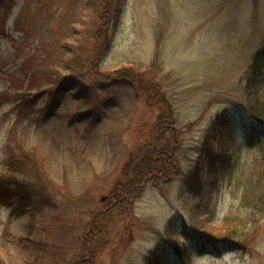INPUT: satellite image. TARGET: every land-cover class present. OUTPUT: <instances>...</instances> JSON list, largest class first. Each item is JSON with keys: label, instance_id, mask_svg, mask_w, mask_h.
Returning a JSON list of instances; mask_svg holds the SVG:
<instances>
[{"label": "rangeland", "instance_id": "obj_1", "mask_svg": "<svg viewBox=\"0 0 264 264\" xmlns=\"http://www.w3.org/2000/svg\"><path fill=\"white\" fill-rule=\"evenodd\" d=\"M258 50L264 0H0V179L36 191L18 207L0 184V264H146L159 246L168 264H264L263 133L240 126L264 96V75L249 85ZM223 110L233 130L213 124ZM203 146H237L239 164L219 179ZM232 218L250 233L241 249L186 235Z\"/></svg>", "mask_w": 264, "mask_h": 264}, {"label": "trees", "instance_id": "obj_2", "mask_svg": "<svg viewBox=\"0 0 264 264\" xmlns=\"http://www.w3.org/2000/svg\"><path fill=\"white\" fill-rule=\"evenodd\" d=\"M262 75H264V51L262 50H258L255 54V56L252 59V63L250 65V70H249V85L253 86L254 81L258 80L259 77H261ZM254 96L253 98L250 97L251 101H249V105L247 108L248 111V117L246 118V120H241L240 121V126L242 128V131L244 133V135L251 139L250 136L252 137V130H254L255 128H258L262 131L263 133V137L259 140L256 141V145L259 146H264V96H262L263 98H259L258 92L257 90L254 88ZM261 97V96H260ZM51 102L53 101V104H55V101L53 100V96H50L49 99ZM169 121V119H168ZM236 121V115H234L231 110H223L220 113H218L215 117V120L213 121V124L216 125V123H222V124H227L230 126L231 130L234 129L235 127V123ZM173 123V119L168 123V125L165 126L164 129L166 132L169 131L170 132V136L171 139L174 137L175 135V126L172 124ZM235 123V124H234ZM162 128V127H161ZM166 136V134H165ZM167 137V136H166ZM165 138V137H164ZM163 138V139H164ZM163 139H160L161 141ZM171 139H167V142H165L166 140L164 139V142L162 143L164 146L163 148H161L159 150V158L161 154H163L164 156H170V158H172L174 156L173 153H171L172 151H170L169 149V142ZM205 145L207 143L204 142ZM235 150H231V152H229V154L225 157H223L220 154H216L210 153V150L207 149V146H203L200 153L201 154H209L210 155V159L209 160V170L213 171L214 174L217 173L219 175V179L220 177L223 178V176L229 172L230 167L234 166L237 164H239L240 161V151H239V147L236 146V148H234ZM172 150V149H171ZM168 153V154H167ZM261 156L259 157V161L261 160V158L264 159V151L261 152ZM150 157V156H149ZM11 158V157H10ZM10 158H8V163L7 166L8 168H10L11 171L16 170V171H22L21 173H23V170H19V168H22V161L23 160H18V161H13ZM9 160H11L9 162ZM153 160V159H152ZM161 160V159H159ZM162 161V160H161ZM219 161L220 163H223L222 165H218V167L214 164H216V162ZM154 162H157V160H154ZM201 167L199 166V163L196 164L195 166V171L200 173ZM146 171V169L144 170ZM193 172V169H191L192 174L191 175H196V172ZM190 172V173H191ZM143 173V170L140 171L138 174H136L135 176H133L130 180H128L126 182L125 185H122L116 188V192H115V197L117 196V198L119 199H123V197L125 195H128L134 188V183H136L134 180L136 177H141V174ZM197 173V174H198ZM193 175V176H194ZM39 178V177H38ZM2 182V183H1ZM6 183V184H5ZM3 183V181L0 179V184H2V187L4 186H10V188H12V197H16L17 202V206H25V205H31L32 203V199L34 198L36 191L32 190L31 187H29L27 182L21 181L19 182L18 180L15 181L14 179H12L10 182L7 181ZM201 183V189H202V182ZM191 183H186V189L187 191L192 195V192L190 191V189L192 188ZM200 187H197L196 191H199ZM31 191V192H30ZM204 191V188H203ZM187 192V193H188ZM202 193V192H199ZM199 193H197L199 195ZM197 194H193L192 198L197 199L198 195ZM10 195L8 196V194L4 191V190H0V202H5V200L9 199ZM264 197V192L261 191V193L258 195V201L260 202L262 200V198ZM227 221H229V223L233 224L232 228L225 233H209L206 232L204 234H189L187 232V237L188 239L192 240L193 242L199 241L200 237L203 235H208L207 239L210 241L212 246H215L217 248L218 251H220V249L222 247H227L230 249H241L244 247V245L247 243L248 241V236H249V231H245L244 228L242 227V225L244 224L242 222V220L237 219V218H232V219H228ZM95 228L91 229L90 231V235L87 239L88 242H90L97 233H99L96 230H94ZM101 230V229H100ZM185 231V230H184ZM101 232V231H100ZM186 233V232H185ZM87 245V244H86ZM88 247V245L86 246ZM188 248V247H187ZM185 248V249H187ZM164 248L162 247H157L155 250H153L152 252H150V254L145 258V263L146 264H168L170 263L172 260L171 258H174V256H172L171 258H166L161 254V251H163ZM165 251V250H164ZM221 253V252H220ZM184 263L187 261L183 258ZM178 264V263H176Z\"/></svg>", "mask_w": 264, "mask_h": 264}, {"label": "water", "instance_id": "obj_3", "mask_svg": "<svg viewBox=\"0 0 264 264\" xmlns=\"http://www.w3.org/2000/svg\"><path fill=\"white\" fill-rule=\"evenodd\" d=\"M104 197H102V199H103Z\"/></svg>", "mask_w": 264, "mask_h": 264}]
</instances>
